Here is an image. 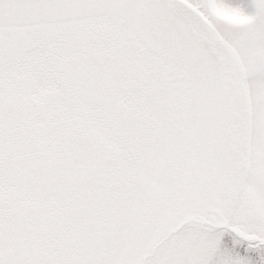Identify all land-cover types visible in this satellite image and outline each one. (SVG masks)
Listing matches in <instances>:
<instances>
[{
    "label": "snow or ice",
    "instance_id": "6c2138e0",
    "mask_svg": "<svg viewBox=\"0 0 264 264\" xmlns=\"http://www.w3.org/2000/svg\"><path fill=\"white\" fill-rule=\"evenodd\" d=\"M0 264H264V0H0Z\"/></svg>",
    "mask_w": 264,
    "mask_h": 264
}]
</instances>
